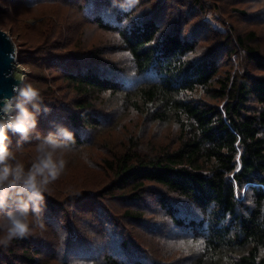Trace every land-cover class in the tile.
<instances>
[{
  "label": "trees",
  "instance_id": "obj_1",
  "mask_svg": "<svg viewBox=\"0 0 264 264\" xmlns=\"http://www.w3.org/2000/svg\"><path fill=\"white\" fill-rule=\"evenodd\" d=\"M177 1L0 0L24 84L50 109L37 130L64 125L76 149L44 193L43 224L0 247V264H264V7L216 0L241 18L212 43L192 11L207 0ZM17 140L30 166L37 141Z\"/></svg>",
  "mask_w": 264,
  "mask_h": 264
},
{
  "label": "clouds",
  "instance_id": "obj_2",
  "mask_svg": "<svg viewBox=\"0 0 264 264\" xmlns=\"http://www.w3.org/2000/svg\"><path fill=\"white\" fill-rule=\"evenodd\" d=\"M14 95L0 98V247L29 235L43 224L44 193L64 171L65 153L74 152V133L55 124L42 134L38 115L50 111L40 91L31 84L16 85ZM11 135L37 141L36 157L25 166L10 147ZM86 163L88 161H85Z\"/></svg>",
  "mask_w": 264,
  "mask_h": 264
},
{
  "label": "rangeland",
  "instance_id": "obj_3",
  "mask_svg": "<svg viewBox=\"0 0 264 264\" xmlns=\"http://www.w3.org/2000/svg\"><path fill=\"white\" fill-rule=\"evenodd\" d=\"M252 1L253 2L259 1L261 7H264V0H252ZM171 2L172 3L176 2L177 6L179 5V1H177V0H171ZM182 3L187 5V2H182ZM1 6L2 5L0 4V11H7L5 6H2V7ZM188 8H189L188 6L184 7V10H186L185 15L189 14V11L187 10ZM182 9H183V7H182ZM193 9H195V8L193 7ZM25 10L23 9L22 11H25ZM40 10L37 11V14H39ZM192 11L197 12V14H198L197 17H202V19H200V21H198V23L196 22V26H198L200 28L199 33H198L199 37L201 39H205L207 42H212V43H215L216 37H218V38L223 37L224 33H226V29H227L228 24H230L232 21H238L241 18L239 13L237 11H234V9H232L228 4H222L221 2L218 3L216 0H207V2L205 4V9L203 12H200L199 10H192ZM171 13L173 14V22H172V25L170 27L176 28L177 25L181 22V21H177L178 12L176 10V7H174L170 11H168V13L164 14V16L161 20H164L165 24H166V19L168 18L169 14H171ZM13 17L16 18L14 16V14H13ZM53 18H54V20H57V18H60V19L67 18L69 23H73L74 25L77 24L75 17L71 13L65 11L64 9L57 8L54 11ZM254 20H255V18H254ZM158 23L161 24L162 22L158 21ZM30 24L34 25L35 21L30 20ZM87 25H81L80 26V31L82 32L80 35H83L84 46L86 48H89V47L91 48L95 44H98V39H97L98 32L94 26H91V25L87 26ZM260 27L262 29H264V23ZM169 30L170 29L163 27L162 35L164 36L165 34L169 33ZM6 33L10 34L9 32H6ZM12 39L14 40V42L16 44V40L13 37H12ZM114 46H118V45L114 44ZM211 47H213V45H211ZM16 48H17V51L19 52V48L17 45H16ZM27 51H30V50H24V52H27ZM44 54H46V53H44ZM234 65L236 68L235 70L242 68V63L239 59L234 61ZM16 66H17V68H19V70H21L23 72V75L25 76V79H26V77L30 71V68L26 67L25 65H22L19 62V60H17ZM125 115L128 116V113H126ZM175 233H177V232H175ZM156 234H157L156 232H153L152 234L147 235L150 244H151V239H155ZM176 237H178V235L173 234V238H176ZM143 250L145 252L149 253V251H151V248L146 243L143 247Z\"/></svg>",
  "mask_w": 264,
  "mask_h": 264
},
{
  "label": "water",
  "instance_id": "obj_4",
  "mask_svg": "<svg viewBox=\"0 0 264 264\" xmlns=\"http://www.w3.org/2000/svg\"><path fill=\"white\" fill-rule=\"evenodd\" d=\"M15 49L10 34L0 29V98L14 95V86L25 81L23 72L16 66Z\"/></svg>",
  "mask_w": 264,
  "mask_h": 264
},
{
  "label": "built area",
  "instance_id": "obj_5",
  "mask_svg": "<svg viewBox=\"0 0 264 264\" xmlns=\"http://www.w3.org/2000/svg\"><path fill=\"white\" fill-rule=\"evenodd\" d=\"M14 41V40H13ZM15 43V42H14ZM15 46H16V44H15ZM17 56H18V51H17V48L15 49V57H16V59H17ZM18 60V59H17Z\"/></svg>",
  "mask_w": 264,
  "mask_h": 264
},
{
  "label": "bare ground",
  "instance_id": "obj_6",
  "mask_svg": "<svg viewBox=\"0 0 264 264\" xmlns=\"http://www.w3.org/2000/svg\"><path fill=\"white\" fill-rule=\"evenodd\" d=\"M207 193V192H206ZM203 197V196H202ZM242 198V197H241ZM163 201V200H162ZM230 210V209H229ZM223 217H225V216H223ZM221 221V220H220ZM258 255H259V253H258ZM256 257V256H255ZM254 259V258H253ZM251 263H253V262H251Z\"/></svg>",
  "mask_w": 264,
  "mask_h": 264
}]
</instances>
